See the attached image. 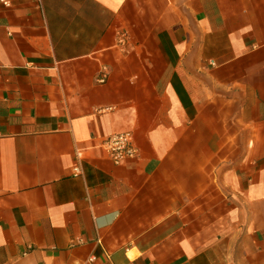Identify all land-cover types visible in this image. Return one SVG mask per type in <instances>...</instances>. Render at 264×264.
I'll return each instance as SVG.
<instances>
[{"label": "crops", "instance_id": "crops-1", "mask_svg": "<svg viewBox=\"0 0 264 264\" xmlns=\"http://www.w3.org/2000/svg\"><path fill=\"white\" fill-rule=\"evenodd\" d=\"M9 1L0 264H264V0Z\"/></svg>", "mask_w": 264, "mask_h": 264}, {"label": "built area", "instance_id": "built-area-1", "mask_svg": "<svg viewBox=\"0 0 264 264\" xmlns=\"http://www.w3.org/2000/svg\"><path fill=\"white\" fill-rule=\"evenodd\" d=\"M4 5L10 6L11 3L9 0H0ZM125 39V34H122V40ZM107 76L102 74L99 77V82L105 83ZM101 148L107 155L116 164H121L127 159L137 158L139 156V148L137 147L134 141V135L132 132H123L106 139ZM76 171L79 173V169L76 168Z\"/></svg>", "mask_w": 264, "mask_h": 264}]
</instances>
